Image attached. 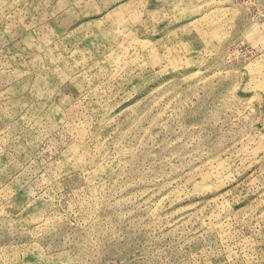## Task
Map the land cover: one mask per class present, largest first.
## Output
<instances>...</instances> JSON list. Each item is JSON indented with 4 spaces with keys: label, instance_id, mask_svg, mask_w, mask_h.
<instances>
[{
    "label": "rangeland",
    "instance_id": "obj_1",
    "mask_svg": "<svg viewBox=\"0 0 264 264\" xmlns=\"http://www.w3.org/2000/svg\"><path fill=\"white\" fill-rule=\"evenodd\" d=\"M0 264H264V0H0Z\"/></svg>",
    "mask_w": 264,
    "mask_h": 264
}]
</instances>
